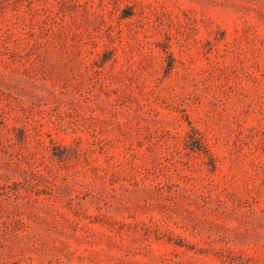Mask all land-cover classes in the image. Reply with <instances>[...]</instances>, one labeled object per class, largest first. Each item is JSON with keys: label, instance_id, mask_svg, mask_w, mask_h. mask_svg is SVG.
<instances>
[{"label": "rangeland", "instance_id": "obj_1", "mask_svg": "<svg viewBox=\"0 0 264 264\" xmlns=\"http://www.w3.org/2000/svg\"><path fill=\"white\" fill-rule=\"evenodd\" d=\"M0 264H264V0H0Z\"/></svg>", "mask_w": 264, "mask_h": 264}]
</instances>
